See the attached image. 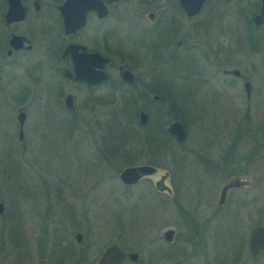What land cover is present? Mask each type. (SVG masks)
Segmentation results:
<instances>
[{
  "label": "flooded vegetation",
  "instance_id": "af4514ba",
  "mask_svg": "<svg viewBox=\"0 0 264 264\" xmlns=\"http://www.w3.org/2000/svg\"><path fill=\"white\" fill-rule=\"evenodd\" d=\"M63 1L39 0L35 5L34 0H20L21 5L25 7L23 17L6 22L7 2L0 0V109L4 110L7 121L4 132L13 141L15 139L19 143L24 141L28 131L26 124L29 121L26 106L34 104L33 101L39 94L44 97L42 105L49 101L50 94L54 93L55 100L58 102L54 100L56 104L60 102L59 105L65 111L74 112L75 95L80 89H86L87 94L83 100L88 103H93L94 100H111L113 93L121 92L118 99L122 104L127 101V106L138 107L134 114L138 124L140 113H145L144 123L135 125L142 131L131 129L125 131L124 153L129 154L131 145L128 139L134 136L140 140V146L143 143L149 152L154 150L152 157H148L147 165L154 166L156 172L161 166L160 148L162 147L158 142L160 136L158 127H155L153 123L151 126L153 129H147L152 117L151 109L148 108L152 106L151 101L155 104L164 101L170 109L176 110L178 106H183V103L188 104L189 99L198 98L196 95H199V87L191 86L194 84H201L202 90L206 92L213 90L214 100H224L226 97L224 85L218 84L212 89L208 86L213 75H220L227 80L228 84L234 82L238 87L241 86L243 91L242 95H239L241 106L252 104L254 87L249 73L252 68L249 59L255 52L252 53L250 50L255 48L254 42L258 40L256 33L264 32V14L261 15V19L257 18L261 10H264V0H203L199 11L192 16H188L183 10L180 0H98L97 7H102L104 13L102 10L87 12L84 24L69 33L63 32L62 19L57 10V6ZM219 10L234 11L236 18L232 22L219 21L218 25L214 23L213 28L210 29L207 16L209 12ZM12 36H20L21 39L11 43ZM242 43L247 44L245 49ZM69 44L76 46L75 53L62 54ZM93 54H98L105 60L101 61L102 67L97 66L98 56L96 55V59H93ZM238 54L246 55L238 57ZM115 57L121 58L115 61ZM72 58H74L75 68ZM120 66L131 73L130 84L121 79L118 69ZM65 69L70 74L68 77L64 74ZM93 69L101 70L105 79L90 84L85 79L73 77L76 70L83 73ZM178 82L185 83L187 86L179 88ZM245 83H248L247 91ZM65 85L72 87L66 89ZM173 85L176 86L174 94L172 93ZM101 88L105 89V93L97 94ZM66 95L71 96L74 107L72 111L67 110L64 105ZM18 110L25 113L21 129L17 120ZM184 139L177 142L173 138L172 141L181 144ZM241 139L239 130H235L228 146L220 148L216 153L217 157L212 160L204 155L199 156L196 152L193 153L198 162L195 164L201 175L194 181L196 190L200 191L204 182L209 183L211 189L203 197V204H199L197 199L189 209H181L184 212L181 214V219L188 228L187 240L191 241L190 248L184 254L187 257L186 264H195L194 251L196 254L201 253L204 244L202 246V242L197 239L200 233L204 229L208 230L211 220L221 218L225 208H231L232 196L229 198V194L233 190L252 186V180L241 176L239 174L241 167L238 168V165L236 167V163L240 161L236 157V151ZM248 139L253 142V139ZM100 152L104 153L103 150ZM176 155L177 152L171 157L173 162ZM15 156L16 149L10 146L7 147L4 157H0L1 182L20 165ZM25 166L45 187L48 181L45 180V169L35 170L31 162H27ZM146 176L148 175L139 178L131 185L122 184L130 188ZM234 179L237 180L238 185L228 186L221 198L222 188ZM163 180L165 177L156 182V188L164 193L167 188ZM59 185H61L59 195L56 202H53L58 207L57 211L53 210L50 205L52 200L46 195L40 198V203L44 202L42 211L31 212V218H36V221L33 220L26 230L28 234L36 231L35 246L32 243L0 242V264H29L31 259L39 264H100L99 258L110 244L117 245L122 251V256L113 264L140 262L139 253L122 244L111 242L99 251L95 240L89 241L84 237L90 222L87 216L88 210L81 202L85 201L88 204L91 202L86 196L88 190L94 188L93 185L87 186L84 195L77 194L75 189L65 183L59 182ZM218 186L220 189L215 202L214 192L217 191ZM168 191L171 192L169 189ZM165 193L166 195L159 197L167 199L168 202L171 200L170 203H172L174 197L171 196L168 199V193ZM253 201L251 197L250 202ZM0 203L2 204L0 213L2 225L5 223V210L3 202L0 201ZM89 208H92L90 204ZM89 212L92 211L89 210ZM93 214L95 216V212ZM200 214L206 215L201 219ZM15 218V216L9 217L8 222ZM256 226L264 227L261 223H255L249 228L247 234L243 231L232 243V256L236 264L254 262L258 255L264 254V247L254 254L249 251V234ZM12 227L11 230L15 234L21 232V228L14 229L16 224ZM167 230L172 231L168 241L163 237ZM71 235H73L72 240ZM173 235L174 230L166 228L159 237L164 243H156L158 245L156 247L149 246L147 243L144 248L145 257L141 260V264H183L182 261L174 259L176 253L180 254L183 251H181L182 246L172 245ZM28 239L27 242H29ZM198 246L199 249H197ZM152 254L156 258L149 260L148 257ZM132 255L134 258L131 257ZM227 255H230V250Z\"/></svg>",
  "mask_w": 264,
  "mask_h": 264
},
{
  "label": "rangeland",
  "instance_id": "374dc122",
  "mask_svg": "<svg viewBox=\"0 0 264 264\" xmlns=\"http://www.w3.org/2000/svg\"><path fill=\"white\" fill-rule=\"evenodd\" d=\"M207 17L210 29L214 23L218 25L219 21L232 22L236 18L235 12L231 10L211 11ZM256 34L258 40L254 42L255 48L250 50L255 53L249 59L252 64L249 73L254 87L252 104L241 106L239 101V95L243 92L241 86L238 87L232 81V84H228L220 75H213L208 86L212 89L218 84L224 85L226 96L224 100H214L213 90L206 92L202 90L201 84H194L191 86L199 87V95H196L198 98L189 99L188 104L183 103V106H178L176 110L170 109L164 101L157 104L151 101L152 106L148 108L151 109L152 117L147 129H153L151 127L153 123L155 127L162 123L165 128L170 120H177L183 126L185 139L181 144L171 140L165 148H160V168L130 188H126L119 181L118 172L128 164H147L148 157H152L154 150L150 153L143 143L140 146L139 139L131 136L128 139L131 145L128 155L123 153L122 157L119 155L105 158L109 153L106 150L115 142L111 138H101L107 136V125L111 122V116L116 115L123 120L124 130H141L139 127L137 129L135 124H127V121L138 124L134 116L138 107L127 106V101L122 104L118 99L121 92L113 93L111 100H94L93 103H88L83 100L87 94L86 89H80L75 95L74 113L65 111L59 105L60 102L56 104L54 93H51L50 100L42 105L44 97L39 94L33 101L34 104L26 106L29 114L26 128L29 132L25 134L22 143L17 142L15 138L13 141L5 134L7 121L1 108L0 157L3 158L7 147L11 146L16 149L15 157L20 165L7 179L0 181V201L3 202L5 210V223L0 224V229H3L0 230V242L32 243L35 246L36 231L28 234L26 228L33 220L36 221V218H31V212L42 211L44 202L40 203V198L48 195L52 200L50 205L57 211L58 207L53 202H56L59 195L61 186L59 182L69 185L79 195H84L87 186L93 185L94 188L88 190L86 196L91 201L89 204L92 208H89L87 202H81L88 211L95 212L94 216L92 212L87 211L90 225L84 237L89 241L95 240L99 251L105 245L115 242L137 251L139 259L142 260L145 257L146 244L156 247L158 243H164L159 237L163 230L171 228L174 230L172 245L182 246L183 251L180 254L176 253L174 259L186 264L187 257L184 254L190 248L191 241L187 240L188 228L181 219L183 212L181 209H189L197 199L199 204H203V197L211 189L210 184L204 182L200 191L196 190L194 181L201 175L193 153L212 160L217 157L216 153L220 148L228 146L233 132L239 130L242 139L236 151V157L240 160L236 167L237 165L238 168L241 167L239 173L241 176L252 180V186L233 190L229 194V198L232 196L231 208H225L221 218L211 220L208 230L204 229L200 233L197 239L204 246L201 253L196 254L194 251L193 257L195 264H236L232 256V243L243 231L247 234L255 223L264 225V32ZM246 45L242 43L244 49ZM245 55L241 54L242 57ZM241 56L238 54V57ZM115 58V61H119L121 57ZM177 86L184 88L187 85L178 82ZM68 87L72 86L65 85L66 89ZM175 87L173 85V94L176 92ZM98 93H105V89L101 88ZM127 113L131 115L128 116ZM248 138L253 139V142ZM158 142L161 145L160 136ZM99 148L104 153H101ZM119 148L118 153H122L121 146ZM175 152L177 155L173 162L171 157ZM27 162H31L35 170L45 169V180H48L45 187L36 180L35 174L27 169L25 166ZM164 177L163 184L167 188L164 191L168 193V199L174 197L172 203L171 200L168 202L167 199L160 198L159 196L162 197L166 193L156 188V182ZM168 189L171 190L170 193ZM219 189L220 186L217 187V191L214 188L215 202ZM251 197L253 202H250ZM205 215L200 214L201 219ZM11 216L16 217L12 220L14 222H8ZM14 224H16L14 229L21 228L19 234L11 230ZM227 250H230V255H227ZM148 258L154 260L156 256L152 254ZM141 260L138 264L142 263ZM29 264L39 263L31 259ZM247 264H264V254L258 255L256 261Z\"/></svg>",
  "mask_w": 264,
  "mask_h": 264
},
{
  "label": "water",
  "instance_id": "95a60500",
  "mask_svg": "<svg viewBox=\"0 0 264 264\" xmlns=\"http://www.w3.org/2000/svg\"><path fill=\"white\" fill-rule=\"evenodd\" d=\"M38 1L39 0H34V4L36 5ZM6 2H7V9L5 12V21L10 22L21 19L24 15L25 7L21 5L20 0H6ZM202 3L203 0H180V5L188 16H192L196 14L199 11ZM97 4H99L98 0H64L63 3L57 6V10L59 11V14L62 19L63 32L64 33L74 32L78 27L82 26L84 24L85 14L89 11L102 10V13H104L103 8L97 7ZM263 14H264V10H261L260 15L257 16V18L261 19V15ZM19 39H21L20 36H12L10 42L15 43V40H19ZM75 48H76L75 45L69 44L65 47L62 54H67V53L74 54ZM96 55L98 56L97 66L102 67L101 61H105V60L101 58L98 54H93L92 58L96 59ZM90 56L91 55H89V57ZM72 61L75 68L74 58H72ZM118 69L121 79L126 83L130 84L132 82L131 73L128 70L122 68L121 66L118 67ZM64 74L67 77L70 75L66 69L64 70ZM73 77L76 79L77 78L85 79L90 84L105 79L104 73L101 70H95V69L83 73H79L76 70ZM247 85L248 83H245L246 91L248 90ZM64 105L67 110L72 111L74 109L70 95L65 96ZM24 118H25V113L21 110H18L17 120L20 129L24 122ZM144 120H145V113L141 112L139 117V124H143ZM166 131L177 142H181L184 139L183 126L177 120H173L169 122L166 126ZM154 172H155V167L147 164L125 166L118 172V179L123 184L131 185L135 183L139 178L145 175H150ZM232 185L233 186L238 185L236 179L227 183L222 188L221 198L224 195L225 189L228 186H232ZM1 212H2V204L0 203V213ZM171 234H172L171 230L165 231L163 235L164 239L167 241L170 240ZM248 247L251 254H254L261 247H264V227L256 226L251 230L248 239ZM121 256H122V251L119 249V247L115 244H110L104 249L101 257L99 258V263L113 264ZM131 257L134 258V255H132Z\"/></svg>",
  "mask_w": 264,
  "mask_h": 264
},
{
  "label": "trees",
  "instance_id": "16d2710c",
  "mask_svg": "<svg viewBox=\"0 0 264 264\" xmlns=\"http://www.w3.org/2000/svg\"><path fill=\"white\" fill-rule=\"evenodd\" d=\"M68 113H74V112H68ZM179 120V119H178ZM110 124L107 125V131H106V138H111L113 141H115L114 143H112V145L110 147H108L107 152L108 155L105 157L106 159H109L110 157H114V156H119V155H123L124 153V133L126 130H124V125H123V120H121L118 116L113 115L111 116L110 119ZM128 125H139L133 121H127ZM158 131L160 134V138H161V147H165L166 144H168L171 140H173V138L166 132V129L164 128V124H160L158 125ZM104 137V136H103ZM121 146V152L122 153H118L120 151V147ZM121 155V157H122ZM127 159V158H126ZM118 171V170H117Z\"/></svg>",
  "mask_w": 264,
  "mask_h": 264
}]
</instances>
